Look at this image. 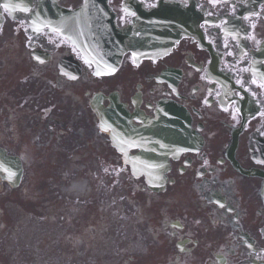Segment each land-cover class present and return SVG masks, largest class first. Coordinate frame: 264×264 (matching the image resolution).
<instances>
[{
    "label": "flooded vegetation",
    "instance_id": "flooded-vegetation-1",
    "mask_svg": "<svg viewBox=\"0 0 264 264\" xmlns=\"http://www.w3.org/2000/svg\"><path fill=\"white\" fill-rule=\"evenodd\" d=\"M46 1L0 0V142L35 169L52 154L106 160L122 172L116 185L127 193L111 205L86 200L97 205L92 218L69 205L58 215L63 240L50 225L39 252L64 246L80 255L94 239L101 247L109 208L122 211L131 228L109 264H264V0H107L120 28L137 9L170 3L188 9L196 31L161 57L136 63L127 52L108 75L95 74L60 32L38 28L35 14ZM83 2L51 0L44 10ZM112 94L135 127L143 125L138 113L154 117L163 101L186 112L197 141L169 159L160 192L124 165L102 129L91 99L108 107Z\"/></svg>",
    "mask_w": 264,
    "mask_h": 264
},
{
    "label": "rangeland",
    "instance_id": "rangeland-1",
    "mask_svg": "<svg viewBox=\"0 0 264 264\" xmlns=\"http://www.w3.org/2000/svg\"><path fill=\"white\" fill-rule=\"evenodd\" d=\"M1 130L2 128L0 127V132ZM57 158L59 157H57L56 155H51L50 158L45 159L44 163L36 169V173L34 174L35 179H38V181H31V177L28 176L30 178H28L25 183H27L28 181L31 182L27 185V189L22 190L21 196L17 194L16 197H13L11 202H15L14 205L6 210V212L1 213L0 221H3L4 228L0 227V264H25L26 260L30 259L33 260V262H36V255L33 252L35 245V236L45 237L47 234L53 233L51 227H48L46 225V222L40 216H38L37 218L36 215H31V212L35 211V208L32 206H27L26 203L29 199H35L36 192L44 191L43 186L45 184H52L48 188H45L48 199L52 198L51 194L52 196H56V190H53V179H57L58 177V175L56 174L57 169L55 168V166H60V162H55V159ZM102 181L104 198L106 200H111L115 189V186L113 185L114 176L110 173H104ZM57 188L58 187L56 186V189ZM46 194L43 192L41 197L46 199ZM121 195L122 192H119V196ZM0 201H2L1 196ZM53 202L57 203L55 201ZM2 204H5V201H2ZM104 204L111 205L112 203L105 202ZM59 205L61 206L57 207L59 209H67L68 207V204ZM79 205L83 210L85 216L92 218L91 213H93V215L96 214V211L93 212V209L97 208V205H95L93 202H85ZM1 208L2 205L0 206V210ZM51 208H54V206L50 208H44V215H46L45 212H49V209ZM106 209L108 210V215H106L107 217H110L112 212L111 210H109V208ZM22 210L28 212L23 213ZM121 212L122 211H114V214L117 215L118 221L115 224L114 228H111L114 223H111L110 226H108V223L105 224L106 229H104L103 235L106 237L111 236V243L108 245H102V248H95L97 240L94 239L91 248L89 249V251L91 250L90 252H94L96 258L101 260L104 264L107 261L113 260L115 257H117L118 250L123 246L126 236L125 232L123 231H127L130 226V221L123 220ZM62 222L63 221L60 220V227ZM1 225L2 224H0V226ZM62 249H64V246ZM108 250L111 252V254L107 253ZM35 251H37L36 248ZM55 251L57 254L60 252L59 249H55Z\"/></svg>",
    "mask_w": 264,
    "mask_h": 264
},
{
    "label": "water",
    "instance_id": "water-1",
    "mask_svg": "<svg viewBox=\"0 0 264 264\" xmlns=\"http://www.w3.org/2000/svg\"><path fill=\"white\" fill-rule=\"evenodd\" d=\"M126 34V33H125ZM128 34H126L127 36ZM136 37L132 44V46L135 48L143 49L146 48L147 45L143 40H145V37L143 35V32L139 30H136L135 34L134 32H131L130 38ZM0 167H4V170L6 171V178L9 181H12L13 178H16L17 180L20 179L21 176V165L19 162L12 158V157H5L0 153Z\"/></svg>",
    "mask_w": 264,
    "mask_h": 264
},
{
    "label": "bare ground",
    "instance_id": "bare-ground-1",
    "mask_svg": "<svg viewBox=\"0 0 264 264\" xmlns=\"http://www.w3.org/2000/svg\"><path fill=\"white\" fill-rule=\"evenodd\" d=\"M83 182L80 181H75L70 185V188H72L73 191H82L83 190Z\"/></svg>",
    "mask_w": 264,
    "mask_h": 264
},
{
    "label": "snow or ice",
    "instance_id": "snow-or-ice-1",
    "mask_svg": "<svg viewBox=\"0 0 264 264\" xmlns=\"http://www.w3.org/2000/svg\"><path fill=\"white\" fill-rule=\"evenodd\" d=\"M100 73H97V75H99Z\"/></svg>",
    "mask_w": 264,
    "mask_h": 264
}]
</instances>
